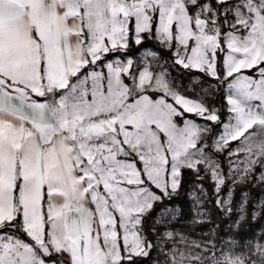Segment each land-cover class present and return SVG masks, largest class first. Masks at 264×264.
Here are the masks:
<instances>
[{
	"label": "snow or ice",
	"instance_id": "1",
	"mask_svg": "<svg viewBox=\"0 0 264 264\" xmlns=\"http://www.w3.org/2000/svg\"><path fill=\"white\" fill-rule=\"evenodd\" d=\"M253 182L264 0H0V264H264Z\"/></svg>",
	"mask_w": 264,
	"mask_h": 264
},
{
	"label": "trees",
	"instance_id": "2",
	"mask_svg": "<svg viewBox=\"0 0 264 264\" xmlns=\"http://www.w3.org/2000/svg\"><path fill=\"white\" fill-rule=\"evenodd\" d=\"M217 103L219 105L220 103H223V101H218ZM222 167H224L225 171H227V164H226V162H222ZM209 183H210L209 180L206 179L204 181L205 187H208ZM189 184H191V182H189ZM226 189L227 188H224L222 190L221 195L224 194V192L226 191ZM243 192H247L249 194V196L251 198H253V200H254V196L257 194V191L249 183L240 184V185H236L235 186V193H234L233 199L236 200V201H239L241 199V197H242V193ZM182 202L185 204V206H187L188 200H187L186 197H183L182 198ZM262 224H264V222H260L259 224H257V230H259V227Z\"/></svg>",
	"mask_w": 264,
	"mask_h": 264
},
{
	"label": "rangeland",
	"instance_id": "3",
	"mask_svg": "<svg viewBox=\"0 0 264 264\" xmlns=\"http://www.w3.org/2000/svg\"><path fill=\"white\" fill-rule=\"evenodd\" d=\"M249 184L257 191V194L254 196V200H259L260 198L264 197V187H262L261 184L255 183V182L249 183ZM237 185H240V184H237ZM231 186H232L231 182H229L228 187H231ZM227 190L228 188L226 189L224 194L227 192Z\"/></svg>",
	"mask_w": 264,
	"mask_h": 264
}]
</instances>
